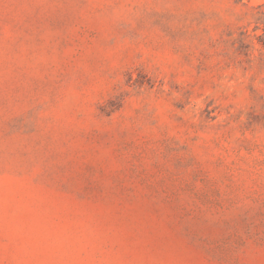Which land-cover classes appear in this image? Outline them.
<instances>
[{
  "label": "rangeland",
  "instance_id": "1",
  "mask_svg": "<svg viewBox=\"0 0 264 264\" xmlns=\"http://www.w3.org/2000/svg\"><path fill=\"white\" fill-rule=\"evenodd\" d=\"M0 264H264V0H0Z\"/></svg>",
  "mask_w": 264,
  "mask_h": 264
}]
</instances>
